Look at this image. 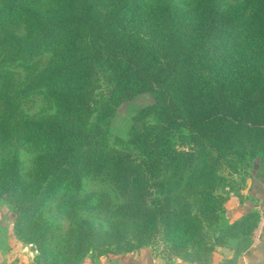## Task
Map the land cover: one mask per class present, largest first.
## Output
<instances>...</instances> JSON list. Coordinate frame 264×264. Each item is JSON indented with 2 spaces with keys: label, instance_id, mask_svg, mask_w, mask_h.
I'll return each instance as SVG.
<instances>
[{
  "label": "trees",
  "instance_id": "trees-1",
  "mask_svg": "<svg viewBox=\"0 0 264 264\" xmlns=\"http://www.w3.org/2000/svg\"><path fill=\"white\" fill-rule=\"evenodd\" d=\"M45 1L0 0V16L20 12L33 32L38 24L29 13ZM162 1L50 4L38 28L48 38L44 45L53 47L52 59L27 89L51 86L56 110L24 125L42 137L39 159L51 164L58 181L51 191L65 180L79 188L88 174L103 177L116 188L121 224L134 226L135 237L164 221L176 239L197 223L183 209L186 199L219 160L240 150L241 158L248 153L264 164V0H248L242 24L213 0ZM5 41L6 55L14 47L17 55L33 53L9 36ZM143 94L153 102L133 117L128 138L111 139L116 109ZM4 115L6 129L13 119ZM100 118L103 127L93 123ZM215 151L218 157L210 158ZM39 199L18 200V212L38 209ZM85 232L90 240L100 233L92 226Z\"/></svg>",
  "mask_w": 264,
  "mask_h": 264
},
{
  "label": "rangeland",
  "instance_id": "rangeland-1",
  "mask_svg": "<svg viewBox=\"0 0 264 264\" xmlns=\"http://www.w3.org/2000/svg\"><path fill=\"white\" fill-rule=\"evenodd\" d=\"M180 1L193 4L198 0H175ZM55 2L46 0L31 9L34 27L40 25L45 9ZM212 3L239 24L250 14L248 0H213ZM26 20V15L20 12L0 16V264H119L131 253L145 249L167 263L189 260L212 264L216 253L239 255L250 243L257 225L256 218H236L229 214L245 198L255 164L248 153L241 158L240 150L236 152L240 157L233 152L225 155L215 164L210 178L203 177L190 191L186 199L188 206L183 209L197 217V223L189 230H181L176 239L171 238L164 221L135 237L130 232L134 226L121 224L116 188L103 177L88 174L82 177L79 188L65 180L50 190L58 181L53 177L51 164L39 159L42 137L24 124L40 122L55 113L51 86L27 89L31 82L40 79L50 63L53 47L44 45L48 38L38 25L32 32ZM6 36L30 46L32 55H17L20 49L15 47L16 52L6 55ZM11 97L17 103L14 109L8 103ZM152 102V94H143L121 104L110 119L109 137L126 140L133 117ZM4 114L8 120L13 119L6 129L2 123ZM93 123L103 127L101 118ZM176 144L181 145L180 138ZM216 154L217 151L210 158L218 157ZM208 160L200 163L201 171L206 169ZM92 193L97 194L90 196ZM41 196L38 209L18 212V200L35 197L40 201ZM156 197L157 191L152 199ZM207 201L208 209L204 206ZM91 226L100 233L90 240L85 231Z\"/></svg>",
  "mask_w": 264,
  "mask_h": 264
},
{
  "label": "crops",
  "instance_id": "crops-1",
  "mask_svg": "<svg viewBox=\"0 0 264 264\" xmlns=\"http://www.w3.org/2000/svg\"><path fill=\"white\" fill-rule=\"evenodd\" d=\"M251 184L243 201L239 202L230 212L231 217L251 216L256 218L254 235L246 248L239 255L216 253L212 264H264V164L256 163L252 168ZM119 264H195L178 260L167 263L153 255L149 249L135 251L122 259Z\"/></svg>",
  "mask_w": 264,
  "mask_h": 264
}]
</instances>
